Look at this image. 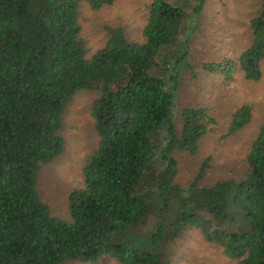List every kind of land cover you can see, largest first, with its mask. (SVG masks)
<instances>
[{
	"label": "trees",
	"instance_id": "obj_1",
	"mask_svg": "<svg viewBox=\"0 0 264 264\" xmlns=\"http://www.w3.org/2000/svg\"><path fill=\"white\" fill-rule=\"evenodd\" d=\"M114 1L0 0V264H95L103 256L118 264H169L168 246L188 229L235 264H264V124L241 179L202 185L207 157L187 187L174 183V153L196 155L213 123L204 108L183 109L179 130L172 118L178 68L192 69L193 27L175 47L190 14L152 0L144 43L107 27L104 47L87 60L80 6L98 10ZM188 2L200 16L206 0ZM257 3L249 47L236 62L205 70L226 80L234 69L247 81L261 79L264 0ZM80 90L100 92L91 108L98 145L82 168L83 188L69 195L68 222L41 202L37 180L63 151L62 115ZM250 119L249 106L235 110L227 135Z\"/></svg>",
	"mask_w": 264,
	"mask_h": 264
},
{
	"label": "rangeland",
	"instance_id": "obj_2",
	"mask_svg": "<svg viewBox=\"0 0 264 264\" xmlns=\"http://www.w3.org/2000/svg\"><path fill=\"white\" fill-rule=\"evenodd\" d=\"M181 6L190 15L182 24L177 42L185 38L186 29L192 35L188 43L187 62L178 68L179 75L172 106V118L180 129L183 109L204 108L213 120L206 135L199 141L198 152L191 156L177 151L174 183L185 188L196 177L198 169L207 157L209 168L201 182L212 185L224 179H241L247 172L245 156L249 146L264 124V60L262 77L257 82L244 79L239 69H234L230 80L220 71L209 72L205 66L220 64L224 60L236 62L239 55L251 43L250 20L259 10L257 0H206L200 16H192L189 0H166ZM152 0H115L98 10L87 4L80 6L81 38L89 60L106 43V28L120 27L127 41L145 42L143 28L149 15ZM189 8V9H188ZM100 96L98 90H80L65 106L60 136L63 151L53 162L42 166L37 180V193L48 206L52 216L71 222L69 195L83 188L82 168L98 145L95 122L91 115L93 102ZM251 109L249 123L235 134L227 135L232 114L241 106ZM149 227V226H148ZM169 264H235L226 257L222 248L204 240L198 230L188 229L167 248ZM68 264H83L72 262ZM95 264H118L103 256Z\"/></svg>",
	"mask_w": 264,
	"mask_h": 264
}]
</instances>
